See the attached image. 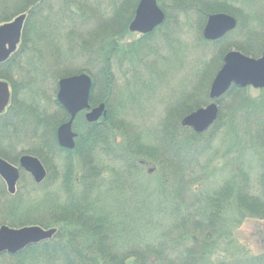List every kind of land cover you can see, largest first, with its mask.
Instances as JSON below:
<instances>
[{
    "label": "trees",
    "instance_id": "1",
    "mask_svg": "<svg viewBox=\"0 0 264 264\" xmlns=\"http://www.w3.org/2000/svg\"><path fill=\"white\" fill-rule=\"evenodd\" d=\"M9 1L0 0V24L7 22L8 13H11L12 5L8 6ZM21 1L23 2L16 0L18 7L14 12L21 10L18 4ZM26 1L30 10L27 11L20 44L10 58L0 64V77L7 79L12 88V106H8L7 110L0 114V157L18 162L19 155L15 154L14 146L9 145L12 136H16L21 142L34 141L35 144L27 153L38 157L44 165L45 162L48 164L44 150L55 157L63 155L62 158L68 162L69 167L62 176V185L65 186V194L69 200L67 202L66 197L64 202H49L47 217H42L41 212L34 217L27 216L24 222L27 225H37L45 229L56 228V233L51 239L31 244L17 254L3 253L0 255V264H264V251L252 257L242 256L243 253L241 256H234L228 254V249L222 248L225 249L222 251L219 241L221 235L229 233L224 227L228 222L227 215L231 211L239 212L241 217L247 212L251 216L264 218V89L260 90L262 95L257 101L252 102L254 98L250 97L249 93L251 87L233 85L217 100L220 110L215 123L206 131L196 133L191 128L183 126L181 121L185 115L206 105L210 100L208 74L203 72L201 90L196 93L194 89L188 94L190 99L199 95L204 96L203 102L198 106H196L198 102L196 105H185L184 99L177 110L172 108L166 119L149 128L152 131L147 132L148 128L144 125L138 127L139 133L147 132V140L131 141L126 137L129 142H123L125 145L115 143L112 138L116 129L127 132L128 127L122 128L115 123L114 116L112 117L114 104L110 99L111 94H108L103 99L107 109L109 108L108 115L102 121L88 123L82 136H77L74 149L62 148L57 142L56 129L65 117L68 118V114L57 102L55 95L58 80L69 75L64 67L65 63L68 64L71 54L73 41L70 39L73 30L70 32V38L68 33L66 37L61 38L53 36L48 30L43 31L42 28L39 30L37 26L42 15L44 18L52 15V19L53 16L58 18L59 23L73 21L71 15H67L64 20L61 15L58 16L57 8H68L71 12L72 4L81 5L82 9L85 7H82V0ZM112 1L119 3V6L114 7L107 26L109 27V23L119 15L121 23H114L120 27L119 34L125 33L128 31L127 25L136 8L137 0ZM178 1L180 5L186 3L182 5L185 7L184 10L190 9L197 13L200 27H203L207 15L215 6L217 9L214 10L232 13L222 6H226L222 0H219L220 5L198 0L199 7L196 8L185 6L190 4L187 2L189 0ZM261 1L260 8L262 6L264 8V0ZM179 3L175 2L178 5ZM252 8L254 10L255 5ZM252 18L256 22L261 21L257 11L252 12ZM169 20L170 16L166 14L164 23L144 36V41H141L143 43L138 46L141 47L139 50L144 48L145 54L151 53L152 49L148 45L150 37ZM52 23L53 21L51 26ZM243 30L244 27L238 22L237 29L231 36L217 42L205 40L200 31V40L220 51L212 56L210 64L215 66L214 72L222 65L224 56L222 52L227 48V44H234L228 43V40ZM106 33V47L109 49L111 47L112 50L109 54L103 53L100 60L106 64L103 72L104 82L111 93L116 84L112 73L113 56L124 53L128 61L132 62L131 58L134 59V55L140 58L141 51L135 52L137 50L134 48L135 44L131 47H122L117 33L108 30ZM115 35L116 42L112 40V36ZM163 35L169 41V37ZM253 37L256 36L253 34ZM80 41L82 50L90 44ZM245 44H242V49L261 47L255 40L248 39ZM260 49L264 50V46ZM258 53L255 52L259 56ZM25 60H28L27 63ZM89 70L83 71L91 74L92 71ZM210 73L214 74L213 71ZM93 80L95 83V78ZM49 85L52 88L50 96L46 93ZM22 97H29V101L26 102ZM42 99L53 105L54 112L51 108L39 107ZM181 110H183L181 116L175 115ZM172 114L174 118H171ZM29 116L37 120L33 123ZM121 135L125 136L123 133ZM246 135L254 137L252 147L248 142H243L242 138ZM222 136L233 138L228 148L230 150L242 151L246 143L245 146L250 148L248 152L258 153H255L258 185L250 182V172L254 168L241 164L232 167V173L224 178L223 185L217 191L206 193L192 187L193 182L198 180L205 182L211 176L209 168L216 152L215 140ZM248 140L251 141L250 138ZM7 141L9 151H5L1 146L3 142L7 144ZM34 145H42L44 150ZM94 151L100 152L98 156L93 154ZM245 156L243 152L240 159H245ZM76 160H79V164H75ZM153 162L157 164L158 170L150 167L148 172L152 175L159 171L156 173L159 178L157 189L150 191L151 197L143 195L145 199L127 202L126 205L122 204L120 209L111 211L93 196L97 190H102L104 185L112 189L116 187L119 191L124 190L128 180L140 179V172L143 173L145 167ZM22 175L23 173L21 177ZM0 185L4 196L2 203L0 201V209L9 210L7 217L12 224L6 223L19 227L16 218L10 215L13 208H17L19 200L14 203L18 193L10 195L3 190L4 182L1 178ZM37 185L34 183V187ZM28 208L32 209L27 207L25 212L29 211Z\"/></svg>",
    "mask_w": 264,
    "mask_h": 264
},
{
    "label": "rangeland",
    "instance_id": "2",
    "mask_svg": "<svg viewBox=\"0 0 264 264\" xmlns=\"http://www.w3.org/2000/svg\"><path fill=\"white\" fill-rule=\"evenodd\" d=\"M201 1L213 2L212 4L215 5L219 4V0ZM26 2V0H23V2L21 1L18 3L20 4L19 9L21 10L14 12V9L18 7L16 4L17 2L16 0L9 1L8 6L12 5V7L10 8L11 13H8L9 17L7 22L13 20L16 16L22 13L28 14L27 11L30 10V7ZM118 2H120V0H118ZM139 2L140 0H137L136 8ZM157 2L159 6L165 11V13L170 16V20L163 28H160L150 37L148 45L152 49V52L148 55L144 53V48L139 50L141 47L138 46L143 43L141 41H144V36L149 33L143 34L129 30V24L134 19L136 8L127 25V32L122 34L118 33V29H120V27L115 25V23H121V18H119V15L118 17L114 18L113 21L111 20L112 23H109V27L107 26L109 21L108 19L112 17L114 7L119 6V3H115L112 0H82V7L84 6L85 9L80 8L81 5L72 4L73 6L70 7L71 12L68 8H57L58 16L61 15L63 20L65 17H67V15H71L73 17V21L66 20L64 22L65 24L59 23V19L54 18V16L53 20L52 15H49L47 18H44V15H42L40 16L42 20L39 19L40 22L37 26L39 27V30H41V28L43 31L48 30L55 37L63 38L66 37V34L68 33V38H70V32L73 30L70 39L73 41V47L71 46L69 62L68 64L65 63L64 67L69 75L64 77L87 73L92 77V79L95 78V83L93 80V86L90 95V104L92 107L98 106L101 103L105 104L103 99L106 97V95L111 94L110 99L113 100L114 108L113 115L112 110L110 111V115H112V117L114 116L115 123L117 125L122 126V128L128 127L126 128L127 132H124L123 129H116L114 133L115 136L112 137L115 143L120 142V144L125 145V143H128L129 140H147L146 134L150 130L149 128H152L153 126L157 125L158 122L166 119L169 115V110L172 108L177 110V108L180 107L184 102V99L186 100L185 105H196L198 102L196 105L198 106V104L203 102L204 96L202 97L199 95L197 97H193V99H190L188 94L192 93L194 89L196 93L201 90V86L203 85L204 81V78L202 81L201 76L202 73L205 72V74H208L207 85L209 95L210 85L217 71L220 69L219 68L216 72H214L215 66L210 64L213 54L215 56L220 53V51L214 46L204 44L199 38L200 31L203 33V28L206 21L204 25H202L203 27H200V21L197 13L190 9L184 10L185 7L182 5L186 3H181L180 5V1L178 0H157ZM175 2L179 3V5L175 4ZM187 2H190V4L185 5L186 7H199L198 0H189ZM222 2L226 3V6H222L226 9H229L232 14L237 17L238 22L244 27L243 32L237 33L228 40V43L234 44H227V48L222 53L225 54L229 51L238 50L245 55L259 57L264 51L260 49L262 46H264V8L263 6L260 8L262 1L226 0L225 2L222 0ZM254 5L255 8L253 10L252 6L254 7ZM87 8L89 11H87ZM214 9H217L216 6ZM214 9L208 15L214 14L216 12H223L222 10ZM252 10L257 11L261 19L260 22H256L252 18ZM224 12L229 13L228 11ZM52 21L53 23L51 26ZM47 27L49 29H47ZM107 30L108 32L115 34L117 33V35H119V42L122 47H131L135 44L134 48L137 49L135 52L141 51L140 58L134 55V59L131 58L132 62L128 61L126 58L127 55L124 53L117 54V56L111 55L114 57L112 61V73L114 74V79H116V84L113 86L114 89L113 91L111 90V93L105 87L104 82L105 76L103 72L105 70L106 64L100 60L103 58V53L109 54L112 50L111 47L110 49L107 48L105 44ZM49 32L47 33L49 34ZM163 34L169 37V41L165 39ZM253 34L256 37H253ZM248 39L258 41L259 44H261V47L259 49L258 47L242 49V44H245ZM79 40H81V43L86 41L87 43L90 42V44L87 45L84 50H82L83 48L81 47ZM112 40L116 42V35L112 36ZM137 42L139 43L137 44ZM103 44H105L104 50L102 49ZM251 51L252 53H250ZM255 52H259L258 54L260 55H256ZM129 56L131 57V55ZM27 61L28 60H25V63H27ZM86 69H91V74L87 71H83ZM212 71L214 73L213 75L210 73ZM94 73L96 75H94ZM0 80L7 81V79L2 77H0ZM7 82L9 83V81ZM51 89V85L47 86L46 93L48 96L52 94ZM260 90L261 89L250 88V97L254 98L252 99V102H256L257 99L262 95ZM187 96L188 98H186ZM22 99L26 100V102L29 101V97H22ZM210 102L211 100H209L208 103ZM106 105L107 104H105V106ZM9 106H12V88ZM39 107L41 109L46 107L48 109L51 108L53 112L55 110L50 102L46 103L43 99L40 100ZM106 110L108 115L109 108L107 109V106ZM85 113L86 111L78 114L76 117L77 119L74 123V131L77 133V136H82L88 127L89 122L86 120ZM182 113L183 110H181L180 113L177 111L175 115L181 116ZM105 117L101 116L98 121H102V119ZM29 118L33 123L35 122L34 120H37V118H32L30 116ZM171 118H174L173 114ZM66 120L67 118L65 117L59 123V125ZM143 125L146 126L148 130L144 134H141L138 132V127H143ZM122 133L125 134V136H122ZM246 136L242 138L243 142H248L249 146L252 147L251 142L255 141L254 137H249V135ZM126 137H129L128 141ZM249 138L251 141L248 140ZM232 139L233 138H227L223 136L216 138L214 144L216 147V152L213 155L214 161L209 168L212 172L211 176L209 179H206L205 182L198 180L197 182L192 183L194 184L192 187L196 188L197 191L204 190L206 193L217 191V189L223 185L224 178L228 177L232 173V167L235 168L241 164H245L247 167L252 166V168L255 169L250 172V182L255 186L258 185V167L256 160L257 155L255 154L257 152H248L250 148L245 146L246 143L244 144L242 151L228 149L232 143ZM33 144H35L34 141L21 142L16 136H12L11 140L9 141V145L14 146V151L16 152L15 154L19 155V157H21L23 154H30L27 153V151L33 147ZM1 146L5 151H9L8 141L7 144H5V142L1 143ZM34 146L39 149H43L42 145ZM44 152L47 154L46 160L48 163L46 164L45 162V167L48 172V178L44 180L45 182L34 187L35 181L32 179V177L25 173V171H21L23 175L20 181L17 183L16 192L14 194H10L7 190L4 180H2V182H4V186H2L3 190H6L10 195H15L18 193L14 204H16L18 200L20 202L18 201L16 206L17 208H13V211L10 213V215L16 218V222L19 223V227L8 225V223H12L10 218L7 217L9 215L7 214L9 210L7 211L6 209H0V227L3 225H7L12 228L30 226L27 225V223H24L27 216L34 217L37 216V213L41 212L42 217H47V207L49 202L52 203V201H54L60 203L66 200L67 196L65 194V186L62 185V176L68 169L69 164L63 160V155L55 157L49 152L47 153L46 150H44ZM243 152L244 155H246L245 159H240V156H242ZM99 153L100 152L96 151L93 152L94 155L96 154L95 156H98ZM10 162L16 166H19L18 162L16 161ZM75 164H79V160H76ZM150 167H154V169L157 168L158 170V166L154 162L150 165L148 164L147 167H145L144 172H140V179L138 178L136 180L134 178L135 180H128L124 185V190L119 191V189L116 187L112 189V187L104 185L105 187H103L102 190H97L93 196L102 201L103 203L101 205H106L107 208L111 209V211L120 209L122 204L126 205L127 202H135L136 200L138 201L140 199H145L142 197L143 195L151 197L150 195H152V192L150 191L156 190L158 186L157 184L159 175L156 173L159 171L156 170L157 172L151 175L148 172ZM197 175L199 174L197 173ZM107 178L110 177L107 176ZM1 190L2 188L0 185V201L2 203L4 196ZM68 200L69 198L67 197V202ZM27 207H31L32 209L28 208L29 211L25 212ZM244 213H246L244 217H241V215H239L240 213L235 211H231L227 215L228 222L226 223L224 229L226 228L225 231H228L229 233L220 236V248L228 249V254H233L234 256H241V253H243L242 256L252 257L259 255L264 251V218L260 219L255 216H251L247 212ZM221 249H219V251ZM225 249H222V251ZM215 258L217 259L218 257Z\"/></svg>",
    "mask_w": 264,
    "mask_h": 264
},
{
    "label": "water",
    "instance_id": "3",
    "mask_svg": "<svg viewBox=\"0 0 264 264\" xmlns=\"http://www.w3.org/2000/svg\"><path fill=\"white\" fill-rule=\"evenodd\" d=\"M27 13L16 16L13 20L0 25V64L13 54L22 36ZM165 20V13L157 0H140L134 19L129 24V30L149 33ZM236 20L226 13L210 14L203 28L206 40L222 37L236 26ZM242 88H264V52L259 57L243 54L238 50L227 52L223 57V64L217 71L209 88L211 102L199 107L183 117L181 124L191 128L196 133H202L210 128L219 115L217 102L233 86ZM93 86L92 77L81 73L63 77L58 81L57 102L68 114V119L61 123L56 130V138L60 147L72 150L76 146L77 133L73 124L79 113H85L89 123L97 122L101 116L107 115L104 103L92 107L90 95ZM11 90L7 81L0 80V114L10 102ZM20 168L28 172L34 181L42 183L47 177V170L40 159L32 155H22L19 167L0 157V177L4 180L10 194L16 192L20 179ZM56 228L45 229L41 226H25L12 228L7 225L0 227V255L3 253L17 254L31 244L51 239Z\"/></svg>",
    "mask_w": 264,
    "mask_h": 264
},
{
    "label": "flooded vegetation",
    "instance_id": "4",
    "mask_svg": "<svg viewBox=\"0 0 264 264\" xmlns=\"http://www.w3.org/2000/svg\"><path fill=\"white\" fill-rule=\"evenodd\" d=\"M164 11V10H163ZM164 13H165V11H164ZM216 13H226V14H229V15H231L232 17H234L235 18V20H236V26H235V28L233 29V30H231V31H229V32H227L226 34H224L222 37H220V38H218V39H215V40H210V41H213V42H217V41H219V40H221V39H223V38H225V37H227V36H231L232 34H233V32L236 30V28H237V26H238V19H237V17H235V15L234 14H232V13H227V12H216ZM215 14V13H214ZM209 16V15H208ZM165 18H166V13H165ZM208 18V17H207ZM165 21V20H164ZM164 23V22H163ZM162 23V24H163ZM162 24H160V25H158L157 27H155L151 32H153L156 28H158V27H160ZM264 52V51H263ZM226 54V53H225ZM224 54V55H225ZM224 57V56H223ZM10 58V57H9ZM8 58V59H9ZM9 106V105H8ZM8 106L6 107V109L4 110V112L7 110V108H8ZM3 112V113H4ZM3 113H1V114H3ZM73 129H74V124H73Z\"/></svg>",
    "mask_w": 264,
    "mask_h": 264
}]
</instances>
